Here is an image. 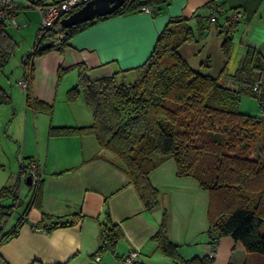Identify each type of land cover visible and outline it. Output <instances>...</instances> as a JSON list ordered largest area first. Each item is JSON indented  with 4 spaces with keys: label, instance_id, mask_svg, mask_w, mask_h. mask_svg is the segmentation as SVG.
<instances>
[{
    "label": "crops",
    "instance_id": "obj_1",
    "mask_svg": "<svg viewBox=\"0 0 264 264\" xmlns=\"http://www.w3.org/2000/svg\"><path fill=\"white\" fill-rule=\"evenodd\" d=\"M17 2L12 19L1 21L4 37L0 40V187L16 183L20 205L33 203L28 185L24 199L19 190L28 175L22 167L34 160L40 168V205L31 204L13 223L10 215L3 224V232L7 234L0 242V264H130L128 254L135 250L138 254L132 264H173L153 239L163 209L168 213V237L178 244L183 258L209 254L208 192L192 177H177L172 158L160 162L150 173V181L159 191V203L147 209L119 167L120 160L110 150L100 148L93 134L49 136L48 129L50 125L92 123V111L81 91L74 96L69 94L78 80L74 65H84L89 80L121 71L119 79L129 83L134 79L132 68L147 59L158 33L175 17L188 18L196 34L199 20L208 21L214 6L221 8L217 23H210L214 30L231 9L239 8L243 17L231 36L238 37L241 45L233 43L235 51H231L228 64L236 58L235 70L247 46L264 58V0H170L155 16L145 10L106 16L74 33L62 50L50 48L35 56L26 88L17 83L24 76L22 59L26 53L17 56L19 67L14 75L10 59L20 41L32 47L41 17L27 0ZM207 32L200 39L204 42L199 60L189 62L187 43L180 45L178 51L192 68L191 63L195 62L200 72L215 75L201 65L210 54L208 41L216 43L220 39L216 31ZM234 70L222 74L220 80L233 85L230 73ZM28 94L51 107V111L28 105ZM246 106L242 96L239 109ZM56 107L64 109L52 115ZM260 116L264 117V112ZM105 212L120 227L122 236L115 241L112 251L93 255L99 245L100 223L106 219ZM20 216L22 223L9 235ZM77 217L70 225L48 231L33 229L35 224L48 227ZM233 245L229 235L220 237L213 251L214 264L219 261L223 264L225 249L230 246L238 254L236 263H240L246 253Z\"/></svg>",
    "mask_w": 264,
    "mask_h": 264
},
{
    "label": "trees",
    "instance_id": "obj_2",
    "mask_svg": "<svg viewBox=\"0 0 264 264\" xmlns=\"http://www.w3.org/2000/svg\"><path fill=\"white\" fill-rule=\"evenodd\" d=\"M169 2L124 0L119 8L106 16L134 12L142 7H148L155 16ZM106 16L70 27H64L56 20L40 37L37 33L33 52L30 56L27 54L29 73L35 56L50 48L62 50L74 33ZM205 20L201 23L199 20L195 34L188 18L170 19L158 33L147 59L132 68L134 79L129 83L119 79L121 71L89 80L85 66L74 65L78 80L69 94L74 96L81 91L92 111V123L85 126L50 125L48 135L93 134L100 148L110 150L120 160L119 167L147 209L159 203V191L150 181V173L160 162L172 158L177 177H192L208 192L207 232L211 249L214 251L221 236L229 235L234 242L233 248H242L246 255L240 263L229 261L227 264H264V117L239 109L241 96L250 95L256 98L264 112V58L256 49L247 46L238 67L230 73L233 85L220 80L226 73L225 68L218 75L192 68L178 49L184 43L203 38L211 23L207 18ZM3 30L0 22V40L4 37ZM221 48L224 55L230 57L231 34H225ZM207 61L208 58L205 63ZM27 103L51 111V107L30 94ZM258 143L263 149L256 154L254 148ZM22 169L27 173L24 166ZM27 187L32 190L33 203L29 201L24 205L22 215L31 204L40 205V178ZM18 189L16 183L0 187V242L7 234L3 232V224L20 205ZM8 198L11 204H4ZM78 217L48 226L47 231L70 225ZM105 217L100 223L99 245L93 255L108 249L112 251L115 241L122 236L120 227L110 221L107 212ZM22 221L23 216H20L9 235L15 233ZM153 239L160 252L169 256L173 264H212L214 261V254L190 258L179 254L178 244L168 237L166 209L162 211Z\"/></svg>",
    "mask_w": 264,
    "mask_h": 264
},
{
    "label": "built area",
    "instance_id": "obj_3",
    "mask_svg": "<svg viewBox=\"0 0 264 264\" xmlns=\"http://www.w3.org/2000/svg\"><path fill=\"white\" fill-rule=\"evenodd\" d=\"M86 1L88 0H27L29 6L37 9L40 13L41 21L37 31L38 36L40 37L47 29H51L56 20H60L62 17L67 16ZM17 4V0H0V22L6 19H12V10ZM141 10L150 11L148 7H142ZM220 10V6H214L212 13L208 17V21L217 23ZM242 17V10L233 8L221 19L218 26L225 34L232 35L237 29L238 22ZM33 49L34 46L32 45L29 52L23 57L24 76L17 82L22 88H26L28 84L30 72V61L28 58L32 54ZM27 54H29V56ZM254 88H256V86H254ZM24 168H26L27 174L30 176L31 183H35L40 178V168L36 161L29 160ZM47 228L48 227L40 224H35L33 226V229L36 231H47ZM137 254L136 250L130 251L127 257L130 264L133 263ZM213 254V250L210 249L209 255L212 256Z\"/></svg>",
    "mask_w": 264,
    "mask_h": 264
},
{
    "label": "rangeland",
    "instance_id": "obj_4",
    "mask_svg": "<svg viewBox=\"0 0 264 264\" xmlns=\"http://www.w3.org/2000/svg\"><path fill=\"white\" fill-rule=\"evenodd\" d=\"M210 25L212 27H208L207 28V31H208L207 33H210L211 31L212 32L216 31L215 33H217V34H215V35L217 36L218 39L219 38L220 39L216 43H215V41H213V42L212 41H210V42L208 41V43H207L208 48H209V46H211L210 47L211 49H209L210 50L209 57H207L208 61L206 63H204V64H201V65H204V66H206V68H208V69H206V72H212L215 75H218L219 73H221V70L223 68H225L224 69L225 72H229V70H234L233 66H234V64L236 62V58L234 60H231L230 61L231 63L228 64L230 58L232 57V53L230 54V57H226L224 55L223 51H222V48H221V42H222V40H223V38L225 36V33L223 31H221V28H219V26H217V30H214L213 24H210ZM215 35H213V37H215ZM199 41L193 40V41L187 42V44H186V45H189V46H186L187 47V52H188L187 53L188 54V58L190 59L189 62H191L192 59L199 60L197 57H198L199 52L201 50L202 42H204L203 40L200 41V42ZM231 41H232V45H233L234 42H235V44L237 43V45H239V44L241 45L240 40L236 36L235 37L231 36ZM17 48L18 49L15 52V55L12 56L11 59H10V63L13 65V67H11L12 70H13V75L15 73V68L19 67V60H18L17 56H19V58H20V56L22 54L24 55L25 53H28L29 50H30V43H29V45L28 44L26 45V43H24V41H20V43H18V47ZM24 50L26 52H23ZM231 51H235L234 48H232ZM201 53H202V51H201ZM194 63L195 62H192L191 64L196 69L198 65H195ZM227 67H228V69H227ZM242 96H243V99H245L246 104L248 106H246V108L242 107L241 110L243 112H247L248 114H252V115H255V116H260L262 111L259 108V105H258V102H257L256 98H254V97H252L250 95H242ZM56 109H57V111L55 113ZM56 109L53 108L54 113L52 112L53 113L52 115H57L59 113V111H61L64 108L56 107ZM254 149H255V153L258 154V153H261V151H262L261 149H263V148H261L260 144L258 143L255 146ZM19 192H20L21 198L24 199L25 196H26V193H27V188H26V186L24 184H23L22 188H20ZM11 202L12 201H11L10 198L5 199L3 201L4 204H11ZM24 207H25L24 205H20L19 207L16 206V208H14L13 213L11 214V219H13V221L11 223H13L15 221V219L19 216L18 214H20L23 211ZM221 237H223V236H221ZM222 247H224V245ZM225 250L226 251H225V254L223 255V259H222L223 264H227L229 261H232V262L235 263L237 261V255H238L236 252H234L235 249H232L231 246H230V247H227V249H225ZM219 262H217V264H219ZM212 264H214V261H213Z\"/></svg>",
    "mask_w": 264,
    "mask_h": 264
},
{
    "label": "water",
    "instance_id": "obj_5",
    "mask_svg": "<svg viewBox=\"0 0 264 264\" xmlns=\"http://www.w3.org/2000/svg\"><path fill=\"white\" fill-rule=\"evenodd\" d=\"M124 0H88L83 5L60 19L64 27H70L98 16H106L114 12L123 4ZM49 44L47 43L46 46ZM24 185H30V176L26 175Z\"/></svg>",
    "mask_w": 264,
    "mask_h": 264
}]
</instances>
